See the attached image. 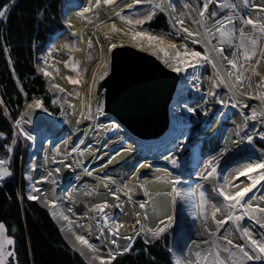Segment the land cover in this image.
Here are the masks:
<instances>
[{
	"label": "bare ground",
	"instance_id": "bare-ground-1",
	"mask_svg": "<svg viewBox=\"0 0 264 264\" xmlns=\"http://www.w3.org/2000/svg\"><path fill=\"white\" fill-rule=\"evenodd\" d=\"M62 2H64V7L61 11L64 31H57L58 33H56L54 37V45L60 51L59 55L54 54L50 58V69L44 68L43 65H40L38 69L39 73L46 79L49 91L53 94H58L61 97L64 108L59 118L52 116L48 112L37 109L47 118L48 127L35 132L36 153L39 158L35 186L36 188H40L42 192L47 195L49 201L57 200L58 206L55 209L56 216L51 214V206L46 205L42 199L35 200V202L44 207L50 213L57 227L60 229L64 240L71 249L72 246L70 241H74L73 233L75 232L77 234L85 235V237L89 238L90 242L94 243L97 248H101L102 255L106 258V251L102 246L107 245L111 237L108 235L107 227H104L103 231L105 239L101 241L95 239V236L98 235L102 229L93 218L95 214L91 211V207L105 201H107L109 205H112L107 211L109 215L119 213L117 219L124 224V227L120 228V233L122 236L132 238L133 243L131 248L140 238L144 241L148 239L151 242L152 238L150 233L147 237L143 234L138 236L136 233L141 225L145 228L155 229V227L158 226L160 219H164L166 223L168 218H171V220L174 219V195L171 192V186L168 181L178 175L182 176L189 181V184L185 191L183 190V187L179 186L182 193L179 196L183 199V204L181 206L182 213L181 215L179 214L178 227L176 226L177 232L176 230L174 232V234L176 233L174 238L176 245L174 246V239L172 242V247L175 249L176 253L173 255L175 258L176 255L180 256L184 261V264H204L207 245L193 243V241L199 242L204 239V229L202 228L203 232L199 233V228L194 230L193 228L191 229L190 226L195 227L198 222H201L202 220L204 222L205 210L207 211L208 225L214 229V224L211 218L213 211L212 204L222 198L217 197L213 188H218L220 186V172H222L224 168L227 169L226 176L228 177L229 185L243 182L242 186L247 187L249 186L250 181L246 177L240 176L238 181L234 179V177L237 175L238 171L244 170L250 162L256 163L260 160H264V157L261 158L255 154L254 156L251 153L250 145L247 143L242 144L239 148L236 147L235 150H232L230 153L227 152L228 147L225 145L227 129L230 128L233 121H235L237 125H240V127L242 125L244 126L246 123L247 125L253 124V129L252 131H249L248 134L254 137V142L255 140L264 142V140H261L259 136L256 135V130L259 129L260 118L258 117L254 123L251 119L245 121L244 116L241 114L243 112L244 114L250 115L252 108H256L259 112L262 107L258 100L249 99L248 97L255 96L259 92V89L255 87V84L264 80V59L260 57V53H258L255 58V63L257 59L261 61L259 65L255 64L256 66L253 67L258 70L259 75L252 72L251 69H248L246 72L249 84L251 83L253 85L249 87L248 95H241L237 92V90H240L241 84L236 81L235 76L229 78L230 82L235 85L232 91L224 88L223 85L215 89L217 92H222L221 96L225 103L221 104V109L218 114L215 115L214 119L208 124L200 137L193 142V153L191 157L183 162L179 169L168 167L169 165L166 164H169L170 160H166L165 158L151 162H141L139 159H136V168L133 173L135 177L131 182V179H123L124 172L130 166L131 159L125 154H120L114 158L113 153L116 149L115 147L120 144L125 137L131 138L132 143L137 146L141 144L144 146L152 145L155 147L164 143V141L176 142V140L185 132V125L181 121V115L179 112H174V109H172L174 106V100L180 91L188 88L187 86H196L199 80H196L195 77L199 75H195L190 69L187 73H176L178 75V83L173 97V103L171 104L169 111L170 124L167 132L159 139L145 140L137 137L124 127L118 118L106 111V87L101 86L104 80L100 81L98 84H93V77L95 75L97 79L99 78L105 63L109 65V75L111 73L112 53L114 50L111 53L107 51L108 42L104 38V33L110 31L113 22L116 23L118 28L125 27L124 23L115 15V13L121 12V14L124 15L127 12L139 10V17H144L146 13L151 10V6L148 3H142L135 5V8L130 10L126 5L132 4L133 0H115V3L112 4H106L104 0H100L99 4H97V0L94 2L92 0H62ZM154 2L159 3L160 0H154ZM163 2L167 14L159 12L157 14H163L167 18L168 24L173 31L174 29L170 21L175 18H182L183 14L191 12L192 18L200 19L197 14V9L202 10L203 0H177L179 4L173 0L175 4L174 11L172 8L168 7L169 0H163ZM213 3L209 4L208 12ZM248 4V10L252 11V16L254 17L258 10L253 8L252 5H264V0H248ZM185 5H188V7H185ZM238 6H242V3L240 2ZM86 7L91 10L88 13H83V9ZM81 13H83V15H81ZM229 14H231L230 9L220 15L225 16ZM91 17H93L94 20L90 23L89 18ZM240 17L244 16L240 14L236 21L241 22ZM207 20L209 21L207 22L209 27L215 23L213 19ZM177 27H179V25H177ZM190 28L195 31L199 28V25L191 24ZM199 30L201 32L204 31L203 28H200ZM244 30H251V26H244ZM76 38L79 39V48L77 50H68L66 43L71 39ZM121 39H124L123 35L113 36V40L117 43H119ZM210 39L211 45H216L211 37ZM89 41H92L96 45L98 55L97 61L92 66L88 78L81 83L80 95L74 96L73 87L68 81V75H72V73L66 68V64L71 56H73L76 61L84 63L87 52L89 51ZM123 47L131 46L125 45ZM201 49L204 52L202 47ZM260 50H264V40L262 41ZM146 54L150 55V53ZM212 69L214 71L213 77L207 81L209 90L201 98L202 106L206 105L210 97H212L209 95V93L213 91L212 84L214 81L218 80L217 70L213 67ZM230 69L231 66L224 61L221 73L226 75L227 70ZM45 71H47L49 75L45 76ZM90 86L92 92L91 96L89 95ZM61 88L64 89L63 92L60 91ZM98 89L101 90L100 95L102 97V106L106 113V118L105 116H101L98 121L82 119L80 117V112L82 110L86 112V108L82 107V102L83 105H87L91 102L94 111ZM238 100H243L241 101V105L247 103L249 108L244 109L232 107L231 105L239 102ZM32 102L28 104H32ZM69 103L74 105V107L70 108ZM72 115H74L77 120H80L79 124L76 123L77 120L73 121V119L69 117H72ZM113 121L119 124V128L114 132H109L104 128L98 127L100 124L110 126ZM24 124L31 128V125L28 122H24ZM81 141H83V143H81ZM74 147L76 148L75 152L72 151ZM221 150L225 151L224 155L219 154ZM211 156L216 157L215 166L218 167V173L208 180H204L202 178L205 172L204 166L208 158ZM54 160L57 162L63 161V163H54ZM163 163H165V165L162 168H152L154 166H162ZM200 163H202V167H200ZM65 164H71L73 167H65ZM140 164H143L144 167L137 169V166ZM57 167L60 169L59 173L54 171ZM85 169H87V171ZM49 172H52V176L48 177L47 182L38 183L43 177L48 176ZM88 172H91L92 174L88 175ZM105 173L107 174V177H111L112 179H102ZM251 175L255 176V173ZM53 181H55V183H53ZM105 185H107V187ZM132 185L136 188L134 190L137 191L135 195ZM201 187H203L206 194L203 205L201 204V198L199 195ZM117 188L122 189L121 192H117V195L120 197L119 202L122 212L116 208L115 205L117 201L112 196V192ZM261 189H264V182L257 185V188L254 190L255 195H257L259 193L258 190ZM65 190H67L68 195L65 194ZM229 190L234 192L237 189L229 186ZM93 191H96L97 194H93ZM34 195H37V193ZM249 195H252V193ZM168 196H171L170 200L168 199ZM141 203L146 204V212L148 216L147 221L143 219L145 210L140 208ZM69 208L73 211L69 212ZM190 208H194V214H192ZM61 212L69 217L67 221L61 217ZM200 217L202 220H200ZM217 218L221 217L218 215ZM137 219L141 221L140 225L136 223ZM242 223L250 228H258L252 221L247 219ZM77 224H83L84 227L78 228ZM101 224H103V221H101ZM203 224L205 227V223ZM89 232L92 233L91 237H89ZM187 232H189V235H187ZM191 233L194 235H190ZM118 244L120 249H123L128 247V240L121 238L118 240ZM185 244H187L186 248ZM77 253L79 254V252ZM197 253H200V256H197ZM123 254L116 255L115 258L111 260V264ZM90 255L91 254L81 256L79 254L87 264H89ZM95 264H99V262L97 261ZM253 264H256V262H253Z\"/></svg>",
	"mask_w": 264,
	"mask_h": 264
},
{
	"label": "snow or ice",
	"instance_id": "snow-or-ice-1",
	"mask_svg": "<svg viewBox=\"0 0 264 264\" xmlns=\"http://www.w3.org/2000/svg\"><path fill=\"white\" fill-rule=\"evenodd\" d=\"M100 0H97L99 4ZM106 4L115 3V0H104ZM216 3L217 8L220 11L224 9H230L231 14L221 16L219 11H213L208 13V7L210 3ZM148 3L151 6V10L146 13L144 17L134 18L133 15H122L121 12L115 13L117 17L124 23L125 27L118 28L116 23L111 24L109 32L104 33V38L108 42L107 51L111 53L114 49L118 47H123L129 45L132 48L138 49L140 52L150 53L151 56L155 57L156 60L160 61L165 68L170 70L172 73H187L189 69H192L193 73L197 72L198 67L211 64L214 69L217 70L218 80L214 81L212 84L213 91L209 93L214 98V102L219 104H224L225 101L220 98L219 94L215 89L223 85L224 88L232 91L235 87L233 83L230 82L231 77L235 76L236 81L243 86L246 81L245 72L248 71L249 65L254 57L257 56L259 51L260 57L264 59V50L259 49L260 41L264 40V5L253 4L252 7L257 9V14L253 17L252 15L246 17H240L241 27L238 30L239 35L237 36V29L235 27V21L240 15L241 11H246L249 7L248 0H241L242 8H240L236 3L232 2H223V0H203V8L197 9V14L200 19H194L191 16V12L183 14L182 18H175L170 21L174 33H159L153 34L151 32L145 31L143 25L145 23H150L154 16L159 12L167 14L165 12V4L163 0H160L159 3L154 2V0H133L132 4L126 5L128 9H134L135 5ZM168 7L175 10V4L173 0H169ZM188 7V5H185ZM91 9L84 8L83 13H88ZM81 13V15H83ZM6 15V11H0V21ZM213 19L215 23L209 27L207 25V19ZM196 24L199 25L195 31L191 30L190 25ZM179 25V27H177ZM244 26H251L252 32L246 33ZM203 28L204 31L201 32L199 29ZM139 29V30H135ZM123 35L124 39H121L119 43L113 40V36ZM173 36L180 38L183 42L177 45L174 42ZM211 38L218 41L217 45H211ZM189 42L193 47H189ZM91 46V41H89ZM196 46H200L204 49L203 54L201 51L196 50ZM225 46L230 49V54H226ZM226 61L228 65L231 66L230 70H227L226 75L221 73V68L223 67V62ZM261 61L256 60V64L259 65ZM256 75H259V72L256 68L251 69ZM109 65L105 63L103 65V71L97 79L94 75L93 84H98L100 81L105 80L109 75ZM44 75L47 76L49 73L44 72ZM199 76H196L195 79L199 80ZM70 82L74 85L80 83L78 79H71ZM249 86H253L251 83ZM59 87V86H56ZM255 87L259 89V92L255 96H249V99H256L260 102L262 106L258 112L256 108L251 109V114L247 115L243 112L241 113L244 116V120L248 121L249 119L255 121L258 117L260 118V123L264 125V80H261L258 84H255ZM199 90V89H197ZM64 91V89H60ZM101 90H97V96L95 101V110L93 111L92 103L89 102L87 105L82 107L86 108L85 111L80 112V117L88 121H98L101 116H105L106 113L102 106L103 101L100 95ZM91 86L89 90V95L91 96ZM79 94L77 93V96ZM56 103V100L52 101ZM235 108H249L247 103L242 105L239 102L233 103L231 105ZM69 107L73 108L74 105L69 103ZM39 109L41 111L47 112L48 110L44 108L43 101L40 99H35L32 104L27 105V111L24 116L18 118L15 121V127L17 129L13 134L12 146H5L8 153H12L14 147L20 136H23L25 140L34 142L36 136L32 134L31 131H28L24 128V122L31 123V117L33 116L34 110ZM186 111L191 114H195L197 109L193 107H186ZM50 114V113H49ZM207 115V113H205ZM77 124L80 123L78 119ZM100 128H104L109 132H114L119 128V124L115 121L111 125H98ZM246 128V125H245ZM95 130V129H94ZM235 139L233 143L239 148L242 144L247 143L252 145L254 142V137L249 135L246 130L241 131L240 125H237V131L234 133ZM256 135L259 136L261 140H264V128L257 129ZM0 136H3L0 133ZM83 143V141H81ZM177 148H182L183 145H177ZM73 152L76 151L74 147ZM71 154V153H69ZM220 155H224L225 151L221 150ZM119 155V153H117ZM166 160H170L171 166L174 169H179L180 164L178 160L174 157L170 158L168 156L164 157ZM10 159V157H9ZM9 160L0 159V181H3L4 178L11 176L12 173L8 171L3 166L6 165ZM54 163H63V161H53ZM216 157L211 156L205 163V172L203 174V179L208 180L218 173V167L215 166ZM65 167H73L71 164H65ZM144 167L143 164L137 166V169ZM32 171L36 170L35 164L32 165ZM59 167L54 169L56 173H59ZM87 171V169H85ZM255 173V176L251 175ZM91 172H88V175H91ZM52 176V172L48 173V176L43 177L40 182H47L48 177ZM240 176L246 177L250 184L247 187L242 186L243 182H237L235 184L229 185L228 177H224V184H221L218 188H213V191L217 194L218 199L212 204V214L211 218L214 224V229L208 225V216L205 212L204 217V239L193 243L207 245L206 256L204 257V264H264V194L259 198L256 197L254 190L257 188V185L264 182V160H260L256 163H249V165L242 171H238L237 175L234 177L237 181ZM28 180H32V177L26 174ZM102 179H109L105 173ZM55 183V181H53ZM168 183L171 186V192L175 196L181 195V190L179 186L182 183H187L183 180L182 176H176L171 178ZM107 187V185H105ZM231 188L237 189L236 191H230ZM121 188H117L112 192L113 198L117 201L116 208L122 212L120 206V197L117 195V192H121ZM33 192L37 193L34 195ZM252 193V195H249ZM65 194L68 195L67 190ZM191 194V193H190ZM201 204L205 202L206 194L201 187L200 190ZM27 199L30 201L42 199L46 205H50L53 216H56V207L57 200L49 201L47 195L42 192L40 188H36L34 185L30 184ZM253 201H258L253 203ZM112 205H109L107 201L103 203L95 204L91 207V211L94 212V219L97 224L101 226V231L98 235L95 236L97 241L105 239L103 228L107 227L108 235L111 239L108 241L107 245L102 246L106 251V258L102 255L101 248H97L94 243L90 242L89 238H86L85 235L73 233L74 241H70L72 249L74 252H79L81 256L90 255L89 264H111V260L115 258L116 255H120L126 252L131 251V245L133 243L132 238L128 236H122L120 233V228L124 227V224L118 221L117 214L109 215L107 209H110ZM140 208L145 210L143 219L148 220L146 212V204L141 203ZM69 212L73 210L68 209ZM61 217L67 221L69 217L64 215L63 212L60 213ZM219 217L221 218H217ZM252 221L254 225H258V229L255 227H248L242 222L245 220ZM103 221V224H101ZM110 222V223H109ZM136 223L141 224V221L137 219ZM171 224V218H168L167 223L164 219L159 220L158 226L153 228H145L143 225L140 226L136 235L143 234L145 237L151 234L152 239L160 238L163 233L167 231L168 226ZM78 228H83V224H77ZM92 233L89 232V237ZM128 240V247L120 249L118 244L119 239ZM146 243H150V240L146 239ZM15 238L8 234V229L3 222H0V264H12V261L15 260V264H19L18 259H16V247H15ZM187 244H185V248ZM175 253L174 248L168 249V254L173 255ZM197 256H200V253H197ZM172 264H184V261L180 256H176Z\"/></svg>",
	"mask_w": 264,
	"mask_h": 264
},
{
	"label": "trees",
	"instance_id": "trees-1",
	"mask_svg": "<svg viewBox=\"0 0 264 264\" xmlns=\"http://www.w3.org/2000/svg\"><path fill=\"white\" fill-rule=\"evenodd\" d=\"M61 6L60 0H0V11H6L0 21V159L9 160L12 172L11 178L0 185V222L15 238L19 264H87L65 242L48 211L23 194L27 183L20 175L24 165L21 140L13 146V155L5 147L12 146V122L22 116L27 103L40 99L49 105L46 83L38 74L36 63L53 42V31L60 25ZM213 11L220 12L214 3L208 13ZM147 27L154 33H170L163 16ZM52 114L57 115L58 110ZM192 125L190 134L200 127ZM256 147L264 151V144L256 142ZM173 217L177 225L175 207ZM173 234V229L168 230L150 245L140 240L131 253L112 264H172L168 249Z\"/></svg>",
	"mask_w": 264,
	"mask_h": 264
},
{
	"label": "rangeland",
	"instance_id": "rangeland-1",
	"mask_svg": "<svg viewBox=\"0 0 264 264\" xmlns=\"http://www.w3.org/2000/svg\"><path fill=\"white\" fill-rule=\"evenodd\" d=\"M93 2L95 0H92ZM177 2V0H174ZM227 2H232V3H236V4H240L241 0H226ZM62 6L60 8V25L57 29H55L53 31V42L51 43V45H49V47L47 48L46 52L41 54L38 59H37V63H36V69L38 74L44 79L45 83H46V89H47V97L49 99V105L46 106L43 103L44 108H46L48 111V113H50L52 116L59 118L61 115V112L64 108L63 102L61 100V97L58 94H53L49 91V89L47 88V82L46 79L39 73V66L43 65L44 68L46 69H50V58L52 57V55H59V50L56 48V46L54 45V37L56 35V33H58L57 31L61 32L64 31V23L62 20V16H61V11L62 8L64 7L63 4L64 2H61ZM179 4V3H178ZM240 8H242V6H240ZM229 9H224L223 11H220L221 13L228 11ZM139 10H134L131 12H127L124 15H133V13H135V17L134 18H140L139 17ZM220 13V14H221ZM240 14H242L244 17L249 16V15H253L252 11L250 10H246V11H241ZM94 20L93 17L89 18L90 23ZM212 21V20H211ZM152 22V21H151ZM206 22H209L208 20ZM166 23L168 24V21L166 20ZM148 23H145L143 25V29L145 31L151 32L153 34H158V33H154L151 30L148 29L147 27ZM169 26V25H168ZM235 27L237 29V36L239 35V29L241 27V22L240 21H235ZM170 28V32L174 31ZM139 30V29H136ZM246 33H251V30H247L245 31ZM55 33V34H54ZM173 40L175 43H177V45L179 46V44H181L183 41L180 38H176L175 36H173ZM214 43L218 46V41L216 39H213ZM263 41V40H262ZM262 41H260L259 44V49H261V45H262ZM189 47H193L191 45V43L189 42L188 44ZM66 47L68 50H77L79 48V39H71L70 41H68L66 43ZM201 51V53H203V50L201 49V47L196 46V50ZM230 49L227 48V46H225V52L226 54H230ZM259 53V51H258ZM257 53V54H258ZM97 48L95 43H93L91 41V46L89 45V51L87 52L86 58H85V62L82 63L81 61H76L74 59L73 56L69 57V60L67 61L66 64V68L72 73V75H68V81L70 82V78L71 79H78L80 81L79 84L74 85L70 82V84L73 87V94L74 96H77V93L80 95L81 93V83L84 82L89 75V72L92 68V66L96 63L97 61ZM255 58H253V60L251 61L249 68L248 69H252L253 67H255L256 63H255ZM192 70V69H190ZM247 72V71H246ZM245 72V77L247 76ZM213 69L211 67V65L206 64L203 66L198 67L197 72H195V75H199V82L196 86H187L188 88L185 90H182L179 92L178 96L176 97V99L174 100V106L172 107V109H174L173 111L175 112H179V114L181 115V121L182 123L185 125V132L182 134V136H180L176 142L173 141H164V143L160 144L159 146H152V145H135L134 143H132L131 138L129 137H125L124 140L118 144L114 150L113 153V157L116 158L118 155L117 153L120 154H125L127 155L131 160L130 166L126 169V171L124 172V177L123 179L125 180L126 178L131 179V182L133 181L134 176V171L136 168V159H139L141 162H151V161H158V160H162L165 156H168L170 158L174 157L178 160L179 164H183V162L187 161L188 158L191 157L192 153H193V148H192V144L193 142L198 139L201 135V133L204 132L205 128L208 126V124L214 119L215 115L218 114L219 110L221 109V104L214 102V98L210 97L208 103L204 106H202L203 104L201 103V98L208 92L209 88H208V83L207 81L212 79L213 77ZM247 78V77H246ZM249 81L248 79H246L245 83L243 84V86H241L240 90H237V92L241 95H248L249 91ZM199 89V90H197ZM219 96L221 99L222 96V92H218ZM78 95V96H79ZM242 98V97H241ZM56 100V103H53L52 101ZM34 101V100H33ZM239 101V100H238ZM243 101V100H241ZM239 101V103L241 104L242 102ZM31 103V102H30ZM33 103V102H32ZM28 104V103H27ZM26 104V106H27ZM25 106V109H26ZM186 107H193L196 108L197 111L195 114H191L188 113L186 111ZM24 109V111H25ZM54 110H58V114L57 115H53L52 113L54 112ZM23 111V113H24ZM22 113V116H23ZM205 113H207V115H205ZM21 116V117H22ZM71 119H73V121L77 120L76 117L74 115L69 116ZM235 124H234V123ZM232 122V125L230 126V128L227 129V137L225 138V145L228 147V153L232 152V150H235V148L237 147V145L235 143H233V141L235 139H238L237 137H235L234 133L237 131V123L235 121ZM255 123V121H253ZM193 123L195 124H199V129L196 130L195 133L190 134V130L193 127ZM13 128L15 130V132L17 131L16 127H15V123L12 122ZM246 125V128H245ZM24 128L28 131H31L32 134L35 136V132L31 130V128L29 126H27L26 124H23ZM241 131L243 132L244 130H246L247 132L252 131L253 129V124L247 125L244 124V126L242 125L241 127ZM264 128V126L261 125V123L259 124V129ZM117 135V133H116ZM118 136V135H117ZM18 140H21L22 143V150L21 152L23 153L24 157H22V160L24 161V165L22 167V170L20 172V175L23 179H25L27 186L25 188V191H23V194L27 197L28 195V190H29V186L30 184L32 185H36V174H37V168H38V154L36 153V140L34 142L32 141H27L24 139L23 136H20L18 138ZM116 140V139H115ZM256 141V140H255ZM264 143V142H263ZM177 145H183L182 148H177ZM136 147V148H135ZM15 149V148H14ZM250 149H251V153L258 157H264V151L258 149L256 147L255 142H253L252 145H250ZM188 152V153H187ZM15 153V151L13 150V152L11 153L12 155ZM21 153V154H22ZM139 156V157H138ZM138 157V158H136ZM134 160V161H133ZM203 163V162H202ZM202 163L200 167H202ZM9 164V162L7 163ZM35 164L36 166V170L32 171V165ZM165 163L162 164V166H154L152 168H162L164 167ZM169 165L168 167H171V163L166 164ZM199 166V164H198ZM174 169V168H172ZM227 173V169L224 168L222 170V172H220L219 174V185L224 184V177L226 176ZM26 174L30 175L32 177V180H28L26 178ZM183 180L187 181V183H182L180 186L183 187V190L185 191L188 188V184L189 181L182 177ZM1 185V183H0ZM36 187V186H35ZM132 189L134 192V195L137 193V191H135L134 189V185H132ZM229 190V189H228ZM258 194L256 195L257 198H259L262 194H264V189L258 190ZM96 193V191H93V194ZM33 194H35V192H33ZM97 194V193H96ZM171 196H168V199L170 200ZM183 201V200H182ZM258 201H254L253 203H256ZM181 201L179 200V196H175L173 197V208L175 207V210L178 212V215H181ZM190 210L192 211V214H194L195 210L194 208H190ZM204 212H207L204 210ZM200 220H202V218L200 217ZM203 220L201 222H198V224L194 227V226H190V228L196 230L199 228V233L203 232L204 229V224H203ZM201 224V225H200ZM177 225L175 224V219L171 220V224L168 226L167 231L173 229L174 232L176 230L177 232ZM203 226V227H201ZM258 227V225H256ZM203 228V229H202ZM258 229V228H257ZM166 231V232H167ZM176 234V233H175ZM175 234L172 237L171 236V241H170V245L172 240L175 238ZM187 235H189V232H187ZM190 235H194L193 233H191ZM142 241L145 244H152L154 243L157 239H151L152 241L150 243H146L142 238H140L138 241ZM136 242V243H137ZM135 243V244H136ZM134 244V246H135ZM176 245L175 243V239H174V246ZM134 248V247H133ZM132 248V249H133ZM131 249V251H132ZM129 252L124 253L123 255L119 256L122 257L126 254H128ZM131 253V252H130ZM79 255V254H78ZM118 257V258H119ZM17 259V258H16ZM116 260V259H115ZM13 264H15V260L12 261Z\"/></svg>",
	"mask_w": 264,
	"mask_h": 264
},
{
	"label": "water",
	"instance_id": "water-1",
	"mask_svg": "<svg viewBox=\"0 0 264 264\" xmlns=\"http://www.w3.org/2000/svg\"><path fill=\"white\" fill-rule=\"evenodd\" d=\"M177 83L178 75L154 57L131 47H119L112 53L111 73L101 84L106 87V111L137 137L159 139L169 128V111ZM26 111L27 107L23 116ZM29 124L34 132L48 127L47 118L37 109ZM3 167L11 172L8 164Z\"/></svg>",
	"mask_w": 264,
	"mask_h": 264
},
{
	"label": "built area",
	"instance_id": "built-area-1",
	"mask_svg": "<svg viewBox=\"0 0 264 264\" xmlns=\"http://www.w3.org/2000/svg\"><path fill=\"white\" fill-rule=\"evenodd\" d=\"M226 0H223V2H225ZM229 1V0H228ZM214 5H216V3L214 2ZM238 5V4H237ZM159 16H163L165 18V20H167V18L163 15V14H157L156 16H154L153 20L154 21L156 18H158ZM169 25V24H168ZM170 26V25H169Z\"/></svg>",
	"mask_w": 264,
	"mask_h": 264
}]
</instances>
